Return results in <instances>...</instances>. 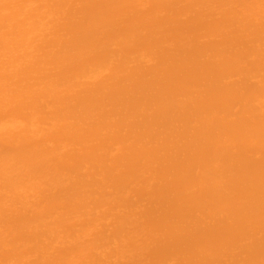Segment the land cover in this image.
Wrapping results in <instances>:
<instances>
[{
	"label": "bare ground",
	"instance_id": "1",
	"mask_svg": "<svg viewBox=\"0 0 264 264\" xmlns=\"http://www.w3.org/2000/svg\"><path fill=\"white\" fill-rule=\"evenodd\" d=\"M0 264H264V0H0Z\"/></svg>",
	"mask_w": 264,
	"mask_h": 264
}]
</instances>
